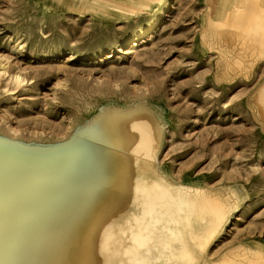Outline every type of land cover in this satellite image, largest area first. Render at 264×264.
<instances>
[{
    "label": "rangeland",
    "instance_id": "374dc122",
    "mask_svg": "<svg viewBox=\"0 0 264 264\" xmlns=\"http://www.w3.org/2000/svg\"><path fill=\"white\" fill-rule=\"evenodd\" d=\"M166 1L147 16L118 18L102 6L80 16L57 0H0V139L53 149L110 103H150L163 118L161 167L235 191L207 253L245 260L250 250L264 253V115L256 97L264 63L251 75L229 63L243 31L234 0H222L233 7L227 15L221 0H175L139 39Z\"/></svg>",
    "mask_w": 264,
    "mask_h": 264
},
{
    "label": "bare ground",
    "instance_id": "6f19581e",
    "mask_svg": "<svg viewBox=\"0 0 264 264\" xmlns=\"http://www.w3.org/2000/svg\"><path fill=\"white\" fill-rule=\"evenodd\" d=\"M57 1L80 16L102 6L118 18L147 16L163 2ZM174 1H166L139 39ZM232 2L233 11L219 3L224 15L243 17L229 63L251 75L264 63V0ZM257 88L264 115V80ZM163 126L161 111L139 100L110 103L53 149L27 151L0 139V264H264L262 250L248 248L245 260L209 255L235 208V191L165 171Z\"/></svg>",
    "mask_w": 264,
    "mask_h": 264
}]
</instances>
